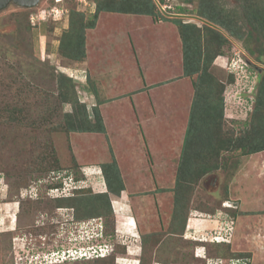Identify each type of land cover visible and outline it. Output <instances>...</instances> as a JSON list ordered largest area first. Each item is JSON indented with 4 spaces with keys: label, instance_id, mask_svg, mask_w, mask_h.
I'll list each match as a JSON object with an SVG mask.
<instances>
[{
    "label": "rangeland",
    "instance_id": "rangeland-1",
    "mask_svg": "<svg viewBox=\"0 0 264 264\" xmlns=\"http://www.w3.org/2000/svg\"><path fill=\"white\" fill-rule=\"evenodd\" d=\"M154 1L162 12L169 6L167 16L211 25L191 13L186 17L174 13L178 6L196 11L198 0ZM261 1L210 2L244 16L248 3ZM95 9L96 0H38L31 7L10 2L0 10V264H140L142 260L141 264H247L246 260H231L230 249L251 254L250 264H264V152L245 156L236 141L219 155L206 158L211 170L193 183L186 241L176 242L164 262H155L158 258L149 252L154 247L147 245L142 250L141 236L144 244L150 240L159 251L157 244L173 222L172 188L193 88L190 79L182 77L178 26L167 20L158 23L146 16L104 13L97 29L87 31L84 61L62 59L58 46L69 27L70 14L78 11L91 19ZM40 18L53 22L36 29L33 24ZM43 28L46 36L40 40ZM245 28L252 31L253 27ZM219 30L230 40L231 57H237L242 42ZM140 41L149 59L142 57L144 66L136 50ZM250 46L258 48L259 43L253 40ZM245 53L242 50L241 55ZM251 60L264 68L252 56ZM220 63L217 57L209 72L217 81L228 82L229 70ZM143 68L151 69L145 79L158 84L159 94L143 87ZM58 73L73 78L79 101L90 111L97 97L113 98L114 104L104 112L107 133L63 130L67 115L76 107L60 101ZM251 74L252 87L245 86L243 99H234L239 95L234 93L236 88L228 85L226 89L222 131L230 140L243 138L250 130L256 81L255 73ZM12 111H16L15 120ZM112 152L125 183L120 195H111L114 215L107 220L72 222V211L50 206L48 198L60 191L48 184L62 181V189L68 190L72 173L83 177L82 185L93 192L106 191L100 164L110 161ZM251 165L262 169L253 173L255 167L248 169ZM39 195L43 198L36 199ZM226 204L237 211L230 212ZM103 220L105 227L107 221L105 236ZM226 237L232 243L229 250L216 243ZM114 244L118 248L115 257L94 263L93 257L110 254Z\"/></svg>",
    "mask_w": 264,
    "mask_h": 264
},
{
    "label": "trees",
    "instance_id": "trees-1",
    "mask_svg": "<svg viewBox=\"0 0 264 264\" xmlns=\"http://www.w3.org/2000/svg\"><path fill=\"white\" fill-rule=\"evenodd\" d=\"M158 1L160 4H164L166 0ZM210 1L213 0H198L196 11H190L183 6H178L174 13L194 14L218 28L206 23L202 26H198L192 21H185L182 18L167 16V8L164 12L158 10L159 8H157V3H155L154 0H96V9L91 19H86L84 13L78 11L72 12L74 10L71 11L72 14L69 16V27L61 36L58 46V54L62 59L67 58L71 62L84 61L87 54V31L96 28L101 15L104 13L146 16L151 18L153 22L167 20L174 22L178 26V37L182 45V77L190 79L193 87V97L184 130L181 155L176 169L175 183L172 188L173 193H175L173 222L170 223L167 231L165 229L162 235L163 239L160 241L159 245L157 244V246L160 247L159 251H157L158 248L151 244L152 241L150 240L145 241V246L141 236L142 250H145L147 245L154 247V251L150 250L149 252H153L156 255V259L158 258L155 262H164L169 259L173 253V245L176 244V242L180 243L186 241L184 235L186 232L184 233V231L189 214H191L189 212L192 210V208H190L191 200L189 197L192 194L193 187H195L193 183L197 182L203 174L211 170L206 158H209L211 155H219L221 150L227 149L234 141H236L237 146L241 148V154L245 156L264 151V68H260L256 62L251 60L252 56L255 60L264 65V0L255 5L254 3L256 2H253V4L248 3V11L244 16H240L237 12L229 13L223 11L213 6ZM184 2L193 3V0H184ZM49 22L53 21L40 18L33 26L39 29L42 24H44L45 27ZM246 25L253 27L252 31H247L245 28ZM219 28L226 31L228 36L242 42V49L247 51L243 56L246 60L244 71L246 70L245 72L249 73L251 76V73L254 72L256 76L252 107L249 112L251 115L250 130L245 132L243 138H238L237 140L228 139L223 135L222 131L225 110V92L227 86L235 82L236 74L229 71V73H227L228 82L222 83L217 81L209 72V68L217 57L221 59L219 65L226 69H228V64L232 60L230 40L222 34ZM45 30L46 29L43 28L39 33L40 40L46 36ZM253 30L255 32L257 30V32L254 34ZM253 40L259 43L258 48L250 46V41ZM58 74L60 75L58 77V83L60 85L57 87V94L59 93L58 97L60 101L63 102V104L69 103L76 107V111H72L67 115V123L63 127V130L68 133H107L108 128L104 112L108 106L106 104L114 101L112 97H104L103 99L97 97V101L93 104L90 111L86 103L79 101L73 78L64 75V73ZM98 81L102 83V79ZM91 84L92 92L97 96L98 90L95 81L92 79ZM17 111H21L20 108H18ZM12 113V120H15L16 111H12ZM100 169L107 186L106 191L93 192L89 186L82 185L81 180H83V177L72 173L75 176L69 182L71 183V191L69 194L55 195L48 198L50 206L55 210L57 208H63L72 211V222L89 221L95 218L109 219L108 216L113 214L111 195H120L125 190V183L113 152L111 153L110 161L101 163ZM69 177L70 176L67 175V179H69ZM62 185V181L58 183L52 182L48 184V187H63ZM40 198H43V196H36V199ZM227 200L228 199H226V201ZM228 210H230V212L231 210L232 212H236L237 208L231 209V207H229ZM128 213L131 214L130 211ZM105 220H103L104 236L108 235L106 229L107 221L105 227ZM228 231L230 232V228ZM227 239L226 241L216 243L222 244L225 249L229 250L232 243L231 240H229L230 238ZM195 244L201 246L200 242H196ZM115 245L116 244H114V247H111L110 254L93 257L92 260L94 263L104 262L111 256L115 257L114 255H116L118 250ZM229 251V258H234L231 260H246L247 264H250L249 258H251V254L241 251L235 253L231 249ZM142 262L143 260L141 263Z\"/></svg>",
    "mask_w": 264,
    "mask_h": 264
},
{
    "label": "built area",
    "instance_id": "built-area-1",
    "mask_svg": "<svg viewBox=\"0 0 264 264\" xmlns=\"http://www.w3.org/2000/svg\"><path fill=\"white\" fill-rule=\"evenodd\" d=\"M169 7L168 5H165V9ZM163 8V9H164ZM243 50V49H242ZM241 48L237 51L236 55L237 57H233L232 60L230 61V63L228 64V70L231 71V72H234L236 74V79H235V82L231 85H229V87H232V90L234 88H236L234 90V93H239V95H237L234 99H238V100H241L243 99L241 97V95L243 96V94L247 91L245 90V86H247V84L250 85V87H252V78L253 76H251L249 73L245 72L244 71V68H245V64H246V60L243 58V56L241 55V52H242ZM236 62V63H235ZM238 66V68H237ZM255 84V83H254ZM228 87V88H229ZM249 87V88H250ZM227 88V89H228ZM231 89V88H230ZM253 89H254V86H253ZM254 91V90H253ZM228 93V91H226ZM226 92H225V100L227 101V98H226ZM64 187H55V188H51L53 190H57V191H60V194H57V195H61V194H69L68 190L71 189V187L69 186L68 190L66 189H62ZM71 191V190H70ZM62 192V193H61ZM217 234L218 236H221L223 237L222 233H215ZM217 235H215L217 237ZM224 240L227 239V238H223ZM217 241H220L218 239H216ZM81 254H86V255H91V253L89 252H86V251H83L81 252ZM95 256V255H94Z\"/></svg>",
    "mask_w": 264,
    "mask_h": 264
},
{
    "label": "crops",
    "instance_id": "crops-1",
    "mask_svg": "<svg viewBox=\"0 0 264 264\" xmlns=\"http://www.w3.org/2000/svg\"><path fill=\"white\" fill-rule=\"evenodd\" d=\"M162 22H165V21H160V23H162ZM159 23V22H158ZM97 29V28H96ZM95 29V30H96ZM140 48H143L142 47V45H141V41H140V43L138 44V47H137V52H138V59H139V61H140V63L142 64V66H144V63H143V58L142 57H145V60L147 61V60H149L148 59V56L146 55V52L143 50V49H140ZM143 51V53H141ZM110 54V53H109ZM153 68V70H154V67H152ZM150 70V71H149ZM148 70V68L147 69H144L143 68V77H142V81L144 82L143 84V87H145V89L146 90H148V92H153L152 94H159L160 92H159V88L158 87H155L156 85H158V84H156V85H154V83L152 82V81H147L146 79H145V77H147V72H149V73H152V71H151V69H149ZM154 72V71H153ZM167 78V80H168V77H166ZM184 78H186V77H184ZM167 80H165V81H167ZM170 82V81H169ZM168 81H167V84L169 83ZM191 82V81H190ZM160 84H162L164 87L166 86V85H164L163 83H160L159 82V85ZM192 85V84H191ZM154 88H156V89H154ZM193 88V87H192ZM141 91H145V90H141ZM110 97V96H109ZM193 97V96H192ZM112 100H113V98H112ZM111 104H114V101H111L110 103H108V104H106V105H111ZM189 109H190V107H189ZM264 152V151H263ZM263 152H260V153H263ZM257 154H259V153H257ZM256 154H254V155H252L251 157H254ZM254 167H255V169H254ZM246 168H248V167H246ZM248 169H250V171H251V169H254V170H252V172L254 173L255 171L257 172V173H259V171L262 169V167L259 165V166H254V165H251V166H249V168ZM126 219V222L128 221V220H130V218H128V217H126L125 218ZM125 221V220H124ZM132 223V222H131ZM130 223V224H131ZM132 225V224H131ZM190 228H191V222L189 223V225H188V227H187V230H186V233H188V230H190ZM186 235V234H185ZM249 261H251V259L249 260Z\"/></svg>",
    "mask_w": 264,
    "mask_h": 264
},
{
    "label": "water",
    "instance_id": "water-1",
    "mask_svg": "<svg viewBox=\"0 0 264 264\" xmlns=\"http://www.w3.org/2000/svg\"><path fill=\"white\" fill-rule=\"evenodd\" d=\"M10 2H14V3H16L18 5H21V6H24V7H31V6L36 5L37 2H38V0H0V10H2L6 6H8L10 4ZM176 16L186 17L188 15H185V14H176ZM209 24H211V23H209Z\"/></svg>",
    "mask_w": 264,
    "mask_h": 264
},
{
    "label": "clouds",
    "instance_id": "clouds-1",
    "mask_svg": "<svg viewBox=\"0 0 264 264\" xmlns=\"http://www.w3.org/2000/svg\"><path fill=\"white\" fill-rule=\"evenodd\" d=\"M198 18H199V17H198ZM200 19H201V18H200ZM226 205H227V204H226ZM226 205H225V206H226ZM227 207H231V206H228V205H227ZM126 216L129 217V216H130V213L126 214ZM226 240H227V239H225L224 241H226ZM219 242H222V241H219ZM236 261H240V260H236Z\"/></svg>",
    "mask_w": 264,
    "mask_h": 264
}]
</instances>
